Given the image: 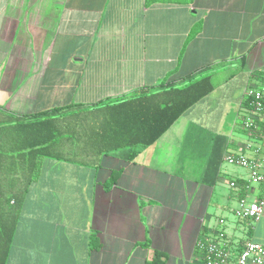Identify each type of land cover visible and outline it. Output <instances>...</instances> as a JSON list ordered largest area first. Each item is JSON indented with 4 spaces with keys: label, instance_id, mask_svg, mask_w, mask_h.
Listing matches in <instances>:
<instances>
[{
    "label": "crops",
    "instance_id": "crops-1",
    "mask_svg": "<svg viewBox=\"0 0 264 264\" xmlns=\"http://www.w3.org/2000/svg\"><path fill=\"white\" fill-rule=\"evenodd\" d=\"M211 64L214 90L133 160L42 158L7 264H205L197 243L216 227L235 254L264 242V214L231 212L258 187H230L248 172L224 163L234 152L264 168V121L244 126L264 70V0H0V110L17 116L121 99Z\"/></svg>",
    "mask_w": 264,
    "mask_h": 264
},
{
    "label": "trees",
    "instance_id": "trees-1",
    "mask_svg": "<svg viewBox=\"0 0 264 264\" xmlns=\"http://www.w3.org/2000/svg\"><path fill=\"white\" fill-rule=\"evenodd\" d=\"M155 2L193 0H146V5ZM201 28L202 23H196L187 41ZM214 68L215 64L207 65L180 83L164 81L158 88L143 87L98 105L56 106L32 116L0 110V264L8 263L24 201L42 158L94 168L102 165L105 154L117 151L127 161L133 160L214 90ZM249 102L246 99L250 107Z\"/></svg>",
    "mask_w": 264,
    "mask_h": 264
},
{
    "label": "built area",
    "instance_id": "built-area-1",
    "mask_svg": "<svg viewBox=\"0 0 264 264\" xmlns=\"http://www.w3.org/2000/svg\"><path fill=\"white\" fill-rule=\"evenodd\" d=\"M247 99H250L252 116L244 122L245 128L255 134L259 121H264V70L255 75V81L247 89ZM224 162L245 168L248 172L247 183L239 184L237 179L229 183L232 188L249 191L253 185L258 192L253 198H243L237 207L231 209L232 214L239 220L258 221L264 214V168L254 158L242 153H227ZM246 182V181H245ZM219 225L225 224V219L219 220ZM198 249L206 256L205 264H264V242L249 239L241 250L234 253L230 240L222 227H216L198 240Z\"/></svg>",
    "mask_w": 264,
    "mask_h": 264
},
{
    "label": "rangeland",
    "instance_id": "rangeland-1",
    "mask_svg": "<svg viewBox=\"0 0 264 264\" xmlns=\"http://www.w3.org/2000/svg\"><path fill=\"white\" fill-rule=\"evenodd\" d=\"M225 163V162H224ZM227 164V163H226Z\"/></svg>",
    "mask_w": 264,
    "mask_h": 264
}]
</instances>
